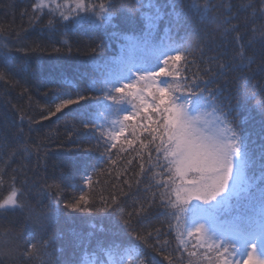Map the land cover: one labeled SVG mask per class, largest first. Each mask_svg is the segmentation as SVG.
Returning <instances> with one entry per match:
<instances>
[{
	"label": "snow or ice",
	"instance_id": "obj_1",
	"mask_svg": "<svg viewBox=\"0 0 264 264\" xmlns=\"http://www.w3.org/2000/svg\"><path fill=\"white\" fill-rule=\"evenodd\" d=\"M120 7L128 18L139 15V30L109 31L117 28L115 0H33L31 13H21L31 26L47 17L42 31L50 44L58 31L84 27L119 43L111 56L101 55L99 43L91 47L90 58L98 63L83 89L45 85L48 99L39 119L29 118V132L33 124L63 117L94 141L77 150L96 155L103 167L93 165L84 174L79 196L60 205L62 185L54 179L44 190L58 207L40 210L42 202L29 201L26 170L21 166L24 178L17 185V170L7 175L9 161L0 152V186L8 188L0 213L18 211L31 225L0 245V264H55L49 227L63 210L111 223L100 235L75 233L73 257L80 255L65 264H86V257L94 264H264V144L256 151L239 119L248 105L264 116V58L257 62L248 54L257 44L264 53V0H240L235 9L229 0H191L188 10L183 0H134ZM189 11L200 33L218 32L222 43L213 55H205L199 38L190 39ZM31 51L45 48L37 44ZM12 57L13 49L0 44V66ZM0 81L20 84L7 67ZM2 147L7 151L8 145ZM21 150L31 151L25 144L8 153L9 160ZM173 235L175 248L168 239Z\"/></svg>",
	"mask_w": 264,
	"mask_h": 264
},
{
	"label": "trees",
	"instance_id": "obj_2",
	"mask_svg": "<svg viewBox=\"0 0 264 264\" xmlns=\"http://www.w3.org/2000/svg\"><path fill=\"white\" fill-rule=\"evenodd\" d=\"M115 2L117 13L114 23L117 28L109 29V31L139 30L142 26L139 15L128 18L127 8L120 7L121 4H134V0H115ZM159 2L163 4L165 0H159ZM190 2L191 0H183L185 10H188ZM229 2L235 9L240 0H229ZM32 3L33 0H0V26L5 29L0 33V44L7 43L13 49L12 59L6 66H0V70L7 67L12 74V79L20 82L19 86H14L11 82L4 84L0 81V152L3 153V159L9 161L7 175L10 177L13 170H17V185L24 178L19 172L21 166L26 170L29 177L30 203L37 206L38 202H42L40 210L51 211L57 209L58 205L56 199H49L47 191L44 190L45 183H52L55 179L62 185L63 198L60 200L62 205L64 200L79 196L83 187L84 174L91 173L93 165L99 168L103 167V164L96 155L77 150L78 145H86L94 141L86 137L82 131H74L70 119L62 117L57 121L55 117H52L39 125H31L34 130L29 132V118L39 119L40 107L48 99L43 95L45 85L49 89H54L60 85L70 84L83 89L91 82L98 63L90 58L91 47L99 43L102 45L101 55L111 56L118 52L119 41L102 30L84 27L65 31L63 34L58 31L53 38V43L50 44L49 33L47 30L42 31L47 17L41 24L31 26L29 16L21 14L25 10L30 14ZM177 11H180V6L177 7ZM167 19L165 17L161 21V30L165 27ZM187 24L191 32L190 39H200L206 56L220 50L222 42L218 32L212 28L209 29L208 35L200 33L198 29L201 25L197 16L191 11H189ZM183 31L181 29L182 34ZM37 44L44 47L45 51L32 52L31 49ZM53 47H61L62 50L60 53H54ZM69 47H71V54L68 53ZM17 48L21 51H15ZM227 51L230 56L233 52L232 46H229ZM248 54L254 56L257 62L264 58L259 44L255 48L249 47ZM255 79L260 80L261 76L257 75ZM25 87L29 89L27 93L23 92ZM22 114L25 115L23 121L20 119ZM239 119L242 133L252 142L255 150L259 151V146L264 144V116L248 105L241 109ZM21 129L23 132L20 131ZM69 133H72L71 137ZM5 144L8 145L7 151H4L2 147ZM25 144L30 147V153H24L21 150L9 160L8 153L22 149ZM36 145L41 146L39 153L35 149ZM3 166L0 162V167ZM96 179L97 177L93 176V180ZM102 187L103 185L97 186V194ZM7 194L8 188L5 183L4 186H0V198ZM153 223L157 227L160 226L155 221ZM30 226V222L18 211L0 213V245L11 240L13 236L24 233ZM110 227L111 223L106 218L102 219L88 213H67L63 210L49 227V233L53 236L51 248L53 261L55 264H65L68 260L79 258L80 253L73 257L72 241L75 233L93 232L100 235L102 231H108ZM168 239L171 241V247L175 248L174 235ZM5 264H9L6 259ZM86 264H94V258L86 257ZM164 264L167 262L165 261Z\"/></svg>",
	"mask_w": 264,
	"mask_h": 264
},
{
	"label": "rangeland",
	"instance_id": "obj_3",
	"mask_svg": "<svg viewBox=\"0 0 264 264\" xmlns=\"http://www.w3.org/2000/svg\"><path fill=\"white\" fill-rule=\"evenodd\" d=\"M61 2H63V0H61Z\"/></svg>",
	"mask_w": 264,
	"mask_h": 264
}]
</instances>
